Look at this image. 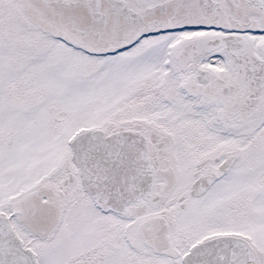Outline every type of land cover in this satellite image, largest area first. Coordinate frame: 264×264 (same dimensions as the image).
Listing matches in <instances>:
<instances>
[{
	"label": "snow or ice",
	"instance_id": "6c2138e0",
	"mask_svg": "<svg viewBox=\"0 0 264 264\" xmlns=\"http://www.w3.org/2000/svg\"><path fill=\"white\" fill-rule=\"evenodd\" d=\"M0 264H264V0H0Z\"/></svg>",
	"mask_w": 264,
	"mask_h": 264
}]
</instances>
